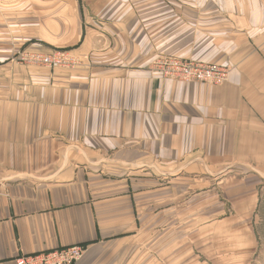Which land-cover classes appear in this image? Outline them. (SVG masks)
Instances as JSON below:
<instances>
[{"label": "crops", "instance_id": "crops-1", "mask_svg": "<svg viewBox=\"0 0 264 264\" xmlns=\"http://www.w3.org/2000/svg\"><path fill=\"white\" fill-rule=\"evenodd\" d=\"M55 48L76 64L20 59ZM164 55L226 79L163 77ZM263 188L264 0H0V264H152L201 194L249 218Z\"/></svg>", "mask_w": 264, "mask_h": 264}, {"label": "rangeland", "instance_id": "rangeland-1", "mask_svg": "<svg viewBox=\"0 0 264 264\" xmlns=\"http://www.w3.org/2000/svg\"><path fill=\"white\" fill-rule=\"evenodd\" d=\"M34 16L38 19L40 15ZM58 49L64 50L55 48L50 52ZM200 177L206 181L204 174ZM221 196L211 201L201 194L197 203L199 217L177 220L176 226L164 234L163 251H159L158 234L156 249H152L148 260L152 264H264V198L252 217L238 218L221 215L231 210V204L222 203Z\"/></svg>", "mask_w": 264, "mask_h": 264}, {"label": "built area", "instance_id": "built-area-1", "mask_svg": "<svg viewBox=\"0 0 264 264\" xmlns=\"http://www.w3.org/2000/svg\"><path fill=\"white\" fill-rule=\"evenodd\" d=\"M20 59L47 68H69L76 64V57L68 51L56 50L49 54L39 52H20ZM153 68L163 77L184 82L219 84L226 79V67L185 59L178 56L164 55L153 62ZM84 247L80 244L59 246L36 253L19 255L16 264H77Z\"/></svg>", "mask_w": 264, "mask_h": 264}]
</instances>
